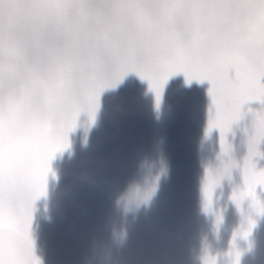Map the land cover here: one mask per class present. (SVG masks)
Wrapping results in <instances>:
<instances>
[{
  "label": "snow or ice",
  "instance_id": "1",
  "mask_svg": "<svg viewBox=\"0 0 264 264\" xmlns=\"http://www.w3.org/2000/svg\"><path fill=\"white\" fill-rule=\"evenodd\" d=\"M129 71L148 81L157 102L174 73L206 79L215 106L208 130L217 128L223 144L244 106H264V0H0V264H40L30 223L50 161L78 114L93 119L101 90ZM248 111L244 187L231 198L238 208L249 199L259 214L264 168L254 157L264 107ZM214 183L205 187L209 203ZM203 264L216 259L206 254Z\"/></svg>",
  "mask_w": 264,
  "mask_h": 264
},
{
  "label": "flooded vegetation",
  "instance_id": "2",
  "mask_svg": "<svg viewBox=\"0 0 264 264\" xmlns=\"http://www.w3.org/2000/svg\"><path fill=\"white\" fill-rule=\"evenodd\" d=\"M109 87L111 110L104 126L88 135H68V145L50 161L46 192L34 201L30 223L35 256L36 241L64 230L67 243L71 239L62 255L66 264H203L206 254L215 257L216 264H233L237 249L238 264H251L250 250L258 252L264 264V252L239 235L241 229L233 227L225 209L227 185L218 174L219 152L209 153L211 142L221 144L219 130L207 126L201 133L193 125L177 127L182 144L154 156L151 144L138 146L124 136L130 123L112 120L116 86ZM238 125L232 124L235 134ZM202 140L204 151L199 149ZM94 148L104 153H90ZM203 152L211 157L209 164L202 160ZM159 158L166 163L167 175L151 201L135 213H124L118 195L138 178L143 160ZM209 179L215 181L210 203L205 198ZM83 224L90 230L83 239L74 237L71 225Z\"/></svg>",
  "mask_w": 264,
  "mask_h": 264
},
{
  "label": "rangeland",
  "instance_id": "3",
  "mask_svg": "<svg viewBox=\"0 0 264 264\" xmlns=\"http://www.w3.org/2000/svg\"><path fill=\"white\" fill-rule=\"evenodd\" d=\"M262 82H264V77H262ZM115 84L116 102L112 120L130 123L131 128L126 130L127 133L124 136L130 141L132 139L136 145L151 144L153 153L162 154V151L159 150L162 145L165 147L163 153H168L175 148V143L182 144L183 134L177 138L173 133V131L176 133L177 127L183 125L189 129L193 125L202 133L215 115V106L209 94L210 84L206 79L201 81H197L195 78L186 80L182 72L174 73L164 82L158 102L148 81L139 77L135 72L125 73ZM255 102L257 104L255 111H260L264 106L258 101ZM253 122L254 115H251L246 123L237 126L235 131L238 139L236 143L231 144L232 147L229 148L230 144L226 141V143L219 144L218 174L225 177L227 185L224 188L227 199L225 209L229 212V217L234 220L233 227L236 224L238 229L247 228L248 219L251 218L254 224L247 236V241L250 243L249 245L264 252V212L257 214L247 198L241 202L238 208L231 198L234 191H239L244 187L241 168L248 152V139L253 134ZM212 144L217 146L215 142ZM185 147H187L186 143ZM199 149L201 151L204 149L203 140L200 142ZM258 149L261 155L254 157L256 166L264 168V138L258 144ZM89 152L98 156L96 153L101 155L100 153L103 154L104 149L98 151L97 148H94ZM119 152L122 153L123 150H118L116 153ZM136 152L149 151L138 149ZM203 154L201 155L202 160L204 159ZM256 197L261 203H264V188L259 185L256 187ZM89 230L90 226L87 227L85 224L83 226L71 225L70 228L72 235L79 239H83L84 233ZM65 233L66 231L60 230L36 241L35 250L39 256L40 264H66L62 255H66L65 252L70 248L71 239L67 243L68 239Z\"/></svg>",
  "mask_w": 264,
  "mask_h": 264
},
{
  "label": "clouds",
  "instance_id": "4",
  "mask_svg": "<svg viewBox=\"0 0 264 264\" xmlns=\"http://www.w3.org/2000/svg\"><path fill=\"white\" fill-rule=\"evenodd\" d=\"M167 175V166L163 158L158 162L143 160L138 168L137 179H133L118 195L117 204L124 213H135L146 206L157 191L158 184Z\"/></svg>",
  "mask_w": 264,
  "mask_h": 264
},
{
  "label": "water",
  "instance_id": "5",
  "mask_svg": "<svg viewBox=\"0 0 264 264\" xmlns=\"http://www.w3.org/2000/svg\"><path fill=\"white\" fill-rule=\"evenodd\" d=\"M110 91L108 87H105L101 90L99 98H98V104L95 109L94 118L89 119L88 114L86 111L82 110L77 117V123L76 126L68 133L70 135H82L87 134L90 132L95 131L98 129L102 124L106 121L109 109H110ZM255 104L253 101L249 102L246 106H244V115L241 119H239V122H244L251 114L252 112L248 111V109L255 110ZM230 131V130H228ZM227 138L229 141H235V135H232V133L228 132ZM203 173H206V170L202 171ZM247 259L250 261L251 264H263V258L262 256L253 251L250 250L247 253Z\"/></svg>",
  "mask_w": 264,
  "mask_h": 264
}]
</instances>
